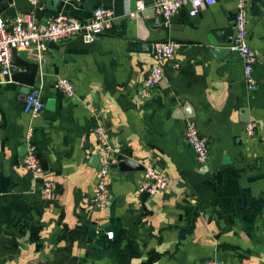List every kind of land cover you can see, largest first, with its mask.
<instances>
[{
  "label": "crops",
  "instance_id": "obj_1",
  "mask_svg": "<svg viewBox=\"0 0 264 264\" xmlns=\"http://www.w3.org/2000/svg\"><path fill=\"white\" fill-rule=\"evenodd\" d=\"M139 1L147 8L132 15ZM155 1L39 0L34 7L0 0L8 21L11 7L17 15L35 12L40 24L60 15L88 21L97 8L115 13L113 28L93 43L74 36L41 54L26 51L40 65L38 117L24 110L23 84L0 71V264L264 262V0H247L258 58L254 93L246 89L244 63L228 49L235 0H216L195 18L182 9L170 24L153 13ZM167 40L179 45L174 58L163 64L162 84L144 95L154 46ZM59 78L74 84V98L57 89ZM50 100L56 110L44 126ZM92 108L102 112L116 158L135 163L111 169L106 210L94 205L102 149ZM189 120L209 142L204 170L185 141ZM248 123L256 125L253 136ZM31 128L43 130L36 144L54 184L51 200L23 166ZM149 166L169 184L142 198Z\"/></svg>",
  "mask_w": 264,
  "mask_h": 264
},
{
  "label": "built area",
  "instance_id": "obj_2",
  "mask_svg": "<svg viewBox=\"0 0 264 264\" xmlns=\"http://www.w3.org/2000/svg\"><path fill=\"white\" fill-rule=\"evenodd\" d=\"M235 1L237 3L235 34L229 49L244 63L246 89L249 93H254L258 89V82L254 76V67L258 62V58L249 44L250 20L248 3L247 0ZM29 2L34 7L39 6V0H29ZM215 2L216 0H156L153 8L166 24H170L182 9L188 8L189 17L195 18ZM146 8V4L139 1L132 15L142 13ZM114 20L115 13L109 8L95 9L88 21H80L73 17L60 15L45 24H40L35 12L20 14L13 21L0 17L1 74L3 76L10 75L12 50L14 49L28 51L35 48L41 54L47 50L49 43L63 42L74 36H80L86 44H90L101 35L110 31L114 26ZM178 46L173 40L160 42L154 46L156 62L142 84V94L147 95L161 85L164 80L163 64L167 60L174 58ZM56 87L64 92L67 97H75V87L69 79L59 78L56 82ZM24 110L32 117H38L44 110V102L38 88H33L27 94ZM90 112L92 114L94 132L102 149L99 182L94 205L99 209L106 210L110 205L108 177L113 165L117 163V158L102 112L98 108H92ZM246 130L248 135L253 136L256 125L248 123ZM185 141L194 153L196 166L202 170L207 168L210 156L209 142L200 133L197 124L193 120H189L187 123ZM25 149L23 157L24 168L30 172L33 181L41 183L44 197L51 200L54 196V184L44 177V169L40 163L38 147L34 142V131L32 128L25 135ZM168 180V177L158 172L155 167L149 166L144 169L140 192L149 196H156L167 190ZM107 237L112 240L114 233H107ZM200 264H264V262H223L213 257L202 261Z\"/></svg>",
  "mask_w": 264,
  "mask_h": 264
},
{
  "label": "water",
  "instance_id": "obj_3",
  "mask_svg": "<svg viewBox=\"0 0 264 264\" xmlns=\"http://www.w3.org/2000/svg\"><path fill=\"white\" fill-rule=\"evenodd\" d=\"M9 3L12 4L13 0H9ZM153 13L156 14L155 9L153 8ZM8 18L15 19L18 15L16 12V9L11 7L8 9L7 14ZM223 43H227L228 41H222ZM229 49V48H228ZM231 52V50L229 49ZM40 65L37 62L31 61L29 59V56L26 51L22 50H12V61H11V67H10V73L12 75V79L20 82L23 84V86L27 89V94L34 88L36 79L39 73ZM23 69V72L20 70ZM162 84V83H161ZM55 102L54 100L49 101L48 107H46V111L49 112V115L46 116L47 123L44 126H48V122L52 119V114L55 113ZM246 112V111H244ZM42 113V112H41ZM37 131V132H36ZM34 132V142L36 141V135L42 136V129H37ZM26 149L23 148V152L25 153ZM135 163H132L131 161H124V157L120 156L117 158V163L113 165V168H121L124 169L125 166H134ZM144 170V168H143ZM123 171H126L124 169ZM149 197L148 194L144 193L142 194V198Z\"/></svg>",
  "mask_w": 264,
  "mask_h": 264
}]
</instances>
